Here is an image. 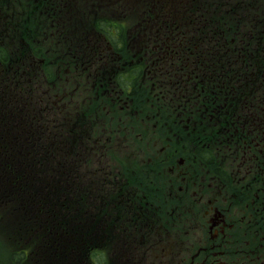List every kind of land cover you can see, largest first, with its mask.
<instances>
[{
	"label": "flooded vegetation",
	"instance_id": "flooded-vegetation-1",
	"mask_svg": "<svg viewBox=\"0 0 264 264\" xmlns=\"http://www.w3.org/2000/svg\"><path fill=\"white\" fill-rule=\"evenodd\" d=\"M70 2L21 1L62 22L56 50L69 59L27 54L15 90L86 120L93 172L115 186L136 175L140 187L126 194L143 232L130 241L134 264H264V10L239 23L236 8L165 0L141 8L146 18L132 28L126 16L96 32L69 28L59 8L68 13ZM133 135L163 145L146 157L128 148Z\"/></svg>",
	"mask_w": 264,
	"mask_h": 264
},
{
	"label": "trees",
	"instance_id": "trees-1",
	"mask_svg": "<svg viewBox=\"0 0 264 264\" xmlns=\"http://www.w3.org/2000/svg\"><path fill=\"white\" fill-rule=\"evenodd\" d=\"M22 40L21 30L4 31L0 60L22 53ZM7 80L0 73V264H134L130 241L140 229L123 194L135 190L137 177L115 186L111 176L77 171L84 155L68 124L38 112L26 93L12 95L13 85L1 82Z\"/></svg>",
	"mask_w": 264,
	"mask_h": 264
},
{
	"label": "rangeland",
	"instance_id": "rangeland-1",
	"mask_svg": "<svg viewBox=\"0 0 264 264\" xmlns=\"http://www.w3.org/2000/svg\"><path fill=\"white\" fill-rule=\"evenodd\" d=\"M2 5L7 6V21L10 20L13 16H17L20 11L24 9L26 6L25 3H21L22 0H0ZM6 1V2H5ZM77 4L80 5V11L76 15V17L69 21L70 24L74 25L75 19H81L82 22L95 23L98 16L107 17L109 20L116 21L119 18L128 17V26L132 28V26L138 22H141L143 18L146 16L137 17V10L141 8H150L152 9L154 6L157 7L161 5V2L165 0H75ZM160 1V2H159ZM194 3H198V0H190ZM200 1V0H199ZM205 1V0H202ZM213 4V2H217L218 0H207ZM232 0H227L225 7H231L230 4ZM239 17V15H238ZM4 27H0V32ZM78 100H82L79 96H77ZM52 100L57 101L58 98L53 96ZM68 101V98L65 99ZM60 107L63 108V104H60ZM59 111V110H54ZM70 119L73 121L76 120V115L73 114ZM140 126L133 127V130L139 131ZM145 130V129H144ZM134 143L139 144L144 151V155L154 156L153 154L160 149V146L163 143H159L156 145L153 141H147L145 139H140L137 136H130L128 142V148ZM190 160L187 164L188 168L191 167L193 174L196 175L199 169V164L194 161V157L190 155ZM157 158V157H156ZM160 159L157 158V162ZM160 176V174H158Z\"/></svg>",
	"mask_w": 264,
	"mask_h": 264
},
{
	"label": "bare ground",
	"instance_id": "bare-ground-1",
	"mask_svg": "<svg viewBox=\"0 0 264 264\" xmlns=\"http://www.w3.org/2000/svg\"><path fill=\"white\" fill-rule=\"evenodd\" d=\"M23 61L24 62H27L28 61V58L24 57L23 58ZM22 68H23V70H27V66L25 64L22 65Z\"/></svg>",
	"mask_w": 264,
	"mask_h": 264
}]
</instances>
